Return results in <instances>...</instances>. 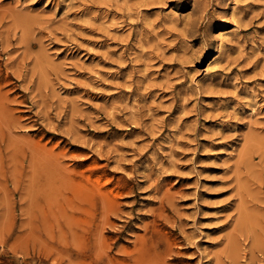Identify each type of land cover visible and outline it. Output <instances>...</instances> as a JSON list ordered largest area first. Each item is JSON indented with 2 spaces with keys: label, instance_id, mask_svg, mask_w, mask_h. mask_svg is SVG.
<instances>
[{
  "label": "rangeland",
  "instance_id": "374dc122",
  "mask_svg": "<svg viewBox=\"0 0 264 264\" xmlns=\"http://www.w3.org/2000/svg\"><path fill=\"white\" fill-rule=\"evenodd\" d=\"M0 264H264V0H0Z\"/></svg>",
  "mask_w": 264,
  "mask_h": 264
},
{
  "label": "bare ground",
  "instance_id": "6f19581e",
  "mask_svg": "<svg viewBox=\"0 0 264 264\" xmlns=\"http://www.w3.org/2000/svg\"><path fill=\"white\" fill-rule=\"evenodd\" d=\"M222 36V35H221ZM227 37H228V35H227ZM222 38V37H221ZM223 38H224V36H223ZM225 39H226V37H225ZM229 41H231V40H229ZM225 41H223V43H224ZM222 43V44H223ZM227 43V42H226ZM226 45V44H225ZM212 68H214V66H212ZM254 109V108H253ZM254 111V110H253ZM172 252V251H171ZM173 253V252H172ZM113 257V256H112Z\"/></svg>",
  "mask_w": 264,
  "mask_h": 264
}]
</instances>
